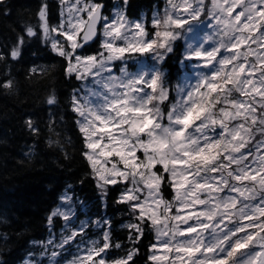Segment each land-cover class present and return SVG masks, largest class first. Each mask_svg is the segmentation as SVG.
<instances>
[{
  "label": "snow or ice",
  "instance_id": "obj_1",
  "mask_svg": "<svg viewBox=\"0 0 264 264\" xmlns=\"http://www.w3.org/2000/svg\"><path fill=\"white\" fill-rule=\"evenodd\" d=\"M123 6L109 16L98 0H58L53 22L41 0L35 23L0 51V62L16 61L26 37L39 36L65 77L80 82L65 116L79 135L85 176L105 206L115 193L129 217L124 239L110 217L77 224L69 187L46 217L48 238L30 241L40 250L20 264H136L147 233L145 264H264V0H166L151 27ZM0 9L9 14L5 0ZM177 54L173 87L164 65ZM14 88L10 76L0 79V90ZM46 103H58L54 93ZM24 123L39 135L30 117ZM48 144L63 150L59 139Z\"/></svg>",
  "mask_w": 264,
  "mask_h": 264
},
{
  "label": "trees",
  "instance_id": "obj_2",
  "mask_svg": "<svg viewBox=\"0 0 264 264\" xmlns=\"http://www.w3.org/2000/svg\"><path fill=\"white\" fill-rule=\"evenodd\" d=\"M98 2L103 4L106 12L116 5L122 8L123 4L122 0ZM40 3L41 0H5L9 14L4 15L0 9V51L15 39L24 23H35V12ZM48 4L52 21L56 22L58 0H48ZM164 5V0H127L126 11L133 19L144 14L149 24L154 12L162 10ZM97 46L98 43L92 44L91 48ZM33 66L44 71L29 77V69ZM164 69L174 87L180 70L178 54L168 59ZM6 75L15 81V88L11 93L0 90V261L20 264L29 250L38 251L32 248L30 241L48 238L46 217L69 187V194L77 198L74 205L77 224L81 220L110 217L114 234L124 239L121 225L129 219L126 210L114 203L115 193L109 195L107 206L99 198L95 183L85 176L81 142L72 117L65 116L70 93L80 82L65 77L61 61L45 47L39 36L26 37L18 60H10L7 64L0 62V79ZM51 93L58 100L52 108L46 103ZM172 96L174 99V90ZM29 117L39 128V135L26 128L24 122ZM53 120L55 126L50 131L49 123ZM49 138L59 139L63 150L59 146H50ZM30 150L31 155H26ZM62 224L61 219L56 221L57 235ZM88 235L94 238L97 230L90 229ZM151 239V234L147 233L135 258L136 264H145ZM112 255H123V252L113 251Z\"/></svg>",
  "mask_w": 264,
  "mask_h": 264
},
{
  "label": "rangeland",
  "instance_id": "obj_3",
  "mask_svg": "<svg viewBox=\"0 0 264 264\" xmlns=\"http://www.w3.org/2000/svg\"><path fill=\"white\" fill-rule=\"evenodd\" d=\"M123 1V0H122ZM117 6L118 5H116L115 7H114V9L112 10V13H111V15H113V12H114V10L117 8ZM123 4H122V9H123ZM165 7V6H164ZM164 9V8H163ZM162 9V10H163ZM162 10H160L161 12H162ZM154 13H156V11L154 12ZM111 15H109V16H111ZM154 15V14H153ZM134 19H145V16H144V14H142L141 15V17L140 18H134ZM203 27V29L205 30V31H207L208 29H207V26L206 25H204V26H202ZM132 55H137V54H132ZM144 63L146 64V65H150V64H147V62H146V60L144 61ZM138 67V66H137ZM133 70H135V68L133 69ZM185 75H187V73H185ZM194 82V81H193ZM40 249H38V251H39ZM73 252H75V246H73L71 249H68L67 250V255H65V254H61V261H63L65 258H67V259H71V253H73ZM157 254L158 255H164V252H163V250H158L157 251Z\"/></svg>",
  "mask_w": 264,
  "mask_h": 264
},
{
  "label": "water",
  "instance_id": "obj_4",
  "mask_svg": "<svg viewBox=\"0 0 264 264\" xmlns=\"http://www.w3.org/2000/svg\"><path fill=\"white\" fill-rule=\"evenodd\" d=\"M103 5V4H102ZM104 10V9H103Z\"/></svg>",
  "mask_w": 264,
  "mask_h": 264
}]
</instances>
